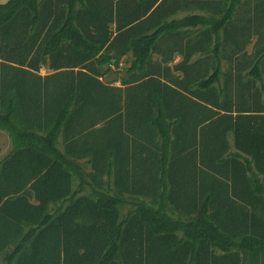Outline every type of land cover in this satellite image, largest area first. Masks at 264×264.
Segmentation results:
<instances>
[{
  "label": "trees",
  "instance_id": "obj_1",
  "mask_svg": "<svg viewBox=\"0 0 264 264\" xmlns=\"http://www.w3.org/2000/svg\"><path fill=\"white\" fill-rule=\"evenodd\" d=\"M0 130V264H264V0L0 3Z\"/></svg>",
  "mask_w": 264,
  "mask_h": 264
},
{
  "label": "crops",
  "instance_id": "obj_2",
  "mask_svg": "<svg viewBox=\"0 0 264 264\" xmlns=\"http://www.w3.org/2000/svg\"><path fill=\"white\" fill-rule=\"evenodd\" d=\"M186 15H187V12L186 13L185 12H183V13L181 12L179 16L183 17V16H186ZM243 17L244 16L240 17V19H241V21L245 22ZM247 18H248V16H247ZM253 45H254V43H252V44L247 46L246 51L248 53H252L254 51L255 48H254ZM180 60H181V56L177 55L174 63H177ZM0 133L3 136V142L0 145V154H1V150H2V153H3L2 156H1V159H0V161H1L5 156H7L12 151V143H11L10 137L8 136V134H6V132L0 131Z\"/></svg>",
  "mask_w": 264,
  "mask_h": 264
},
{
  "label": "rangeland",
  "instance_id": "obj_3",
  "mask_svg": "<svg viewBox=\"0 0 264 264\" xmlns=\"http://www.w3.org/2000/svg\"><path fill=\"white\" fill-rule=\"evenodd\" d=\"M8 0H0V3H5V2H7ZM127 65V63L126 62H123L122 63V66H126ZM50 71L47 69V68H43L42 70H41V73L42 74H47V73H49ZM1 131V130H0ZM7 134V133H6ZM3 142V136H2V134L0 133V145H1V143ZM2 150H1V154H0V159H1V156H2Z\"/></svg>",
  "mask_w": 264,
  "mask_h": 264
}]
</instances>
